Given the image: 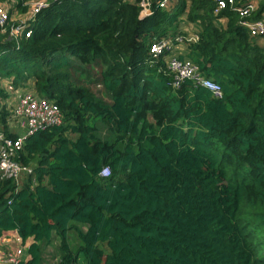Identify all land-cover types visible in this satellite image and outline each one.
<instances>
[{"label":"trees","instance_id":"16d2710c","mask_svg":"<svg viewBox=\"0 0 264 264\" xmlns=\"http://www.w3.org/2000/svg\"><path fill=\"white\" fill-rule=\"evenodd\" d=\"M162 1L142 19V0H54L30 37L0 33L2 129L19 136L8 85L32 81L64 114L26 138L32 174L0 175V241L20 238V264H49L54 241L57 264H264V47L230 7ZM184 19L198 40L181 58L220 99L192 80L172 89L168 53H150Z\"/></svg>","mask_w":264,"mask_h":264},{"label":"built area","instance_id":"2783aa9c","mask_svg":"<svg viewBox=\"0 0 264 264\" xmlns=\"http://www.w3.org/2000/svg\"><path fill=\"white\" fill-rule=\"evenodd\" d=\"M42 1V0H41ZM175 0H163L159 7L167 8ZM215 5V13H220L228 7L234 9L241 17L240 24L245 27L251 36L264 37V21H253L252 16L255 12L253 4L239 5V0H209ZM53 1L43 0L38 3L35 9L36 17L45 9L49 8ZM153 0H142L141 18L150 17L153 14ZM34 19V21H35ZM11 22L10 13L0 5V33H9V37L16 41L21 38H28L33 32V23L14 24L9 29ZM173 44L170 40H162L153 43L150 53L154 57H159L165 52L172 50ZM167 62L169 73L173 76L171 86L178 89L185 81L192 80L195 85L202 86L210 90L213 95L220 99L223 97V90L220 84L209 79L200 72L198 66L190 59H182L178 56L170 57ZM12 122L19 131L17 138L10 137L3 129H0V175L1 179L15 180L17 183L24 175L33 173L31 168L22 166L17 158L21 152L26 138L39 132L46 131L53 127L61 126L64 122V114L57 104L47 99H43L36 94L26 93L19 97V101L12 114ZM11 133L16 134L11 130ZM109 175L108 170L102 172V176ZM24 248L19 247L15 251L8 253L2 264H20L23 261Z\"/></svg>","mask_w":264,"mask_h":264},{"label":"crops","instance_id":"0c3cea01","mask_svg":"<svg viewBox=\"0 0 264 264\" xmlns=\"http://www.w3.org/2000/svg\"><path fill=\"white\" fill-rule=\"evenodd\" d=\"M250 3L253 4L255 7V12L253 14L255 16V18L259 12H262L261 17L259 19H253V21H258V20L264 21V0H239L238 4L242 6V5H246V4H250ZM173 8H174V6H173ZM254 16H252V17L254 18ZM223 23H224V25H226L227 21L223 20ZM179 31H180V33L183 34V36L178 38V35H177L174 37V39L170 40L171 43L173 44V47H172V50L170 52H168V55H167L165 61L169 60V58L173 57V56H178V57L183 56L184 57L188 53L187 44L188 43H195L198 40L197 29L195 28V25L187 22L185 19H184V21L180 22ZM257 37H259L257 39L258 45L264 47V37H262V36H257ZM9 90H11V89L8 87L7 91L11 97L10 99H8V102L13 103L14 102L13 95L16 94V92L12 91V93L10 94ZM19 97L20 96H18V101H19ZM18 101H17V103H18ZM17 103H16V105H17ZM20 181H21V179H20ZM19 247H23L25 250L23 260H25V261L29 260L30 257L27 253V249H26V247H24L22 245L20 238L14 234L5 235L4 238L0 241V259L2 257H4L6 254L15 251V249H17ZM57 247H58V241H54L50 247L44 248V252L47 256L48 261H51L53 264L58 263L55 256H54L55 254H58Z\"/></svg>","mask_w":264,"mask_h":264},{"label":"rangeland","instance_id":"374dc122","mask_svg":"<svg viewBox=\"0 0 264 264\" xmlns=\"http://www.w3.org/2000/svg\"><path fill=\"white\" fill-rule=\"evenodd\" d=\"M42 1L41 0H29V1H27L24 4V6H22L23 9H26V11H21V9L18 10L16 8V2L15 1H11V2H8V3L2 4L1 6L5 10H7L10 13V15H11V22H10V25H9V29L14 24H19V23L32 24L34 22V19H35V16H34L35 15V9H36L38 3L42 2ZM53 2H54V0H53ZM181 36H183V34L182 35L178 34V38H180ZM165 60H166V58H165ZM32 86H33V83L31 81V82L28 83V86L26 88H21V89L14 90L16 92V94L13 95L14 102L13 103L6 102V105L8 107H10V111L9 112L11 114V116L7 120V124L6 125H7L8 129L10 131L12 130L16 134H20L21 131H19L17 128H15V125L12 122L13 121L12 120V114H13L14 108L16 107L15 105H16V103L18 101V96H23L26 93H33L35 90L32 88ZM8 87H9V85L7 86V88ZM12 91L13 90H9L10 94L12 93ZM2 128L4 129L5 127H4V125L0 124V129H2ZM7 256H8V254H6L4 257H2L0 259V264L3 263L4 259ZM49 264H53V263L51 261H49Z\"/></svg>","mask_w":264,"mask_h":264}]
</instances>
